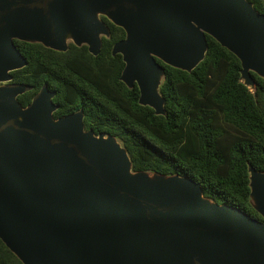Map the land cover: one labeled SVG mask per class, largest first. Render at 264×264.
I'll return each instance as SVG.
<instances>
[{
    "label": "water",
    "instance_id": "95a60500",
    "mask_svg": "<svg viewBox=\"0 0 264 264\" xmlns=\"http://www.w3.org/2000/svg\"><path fill=\"white\" fill-rule=\"evenodd\" d=\"M124 30L111 54L138 103L164 114V68L190 72L206 35L264 78V15L247 0H0V240L22 264H264V170L248 164L250 202L262 220L203 195L179 175L133 171L109 133L85 129L81 110L57 118L47 84L9 82L27 61L20 40L96 56L109 30Z\"/></svg>",
    "mask_w": 264,
    "mask_h": 264
},
{
    "label": "trees",
    "instance_id": "16d2710c",
    "mask_svg": "<svg viewBox=\"0 0 264 264\" xmlns=\"http://www.w3.org/2000/svg\"><path fill=\"white\" fill-rule=\"evenodd\" d=\"M264 15V0H247ZM101 19L110 35L94 56L86 45L56 51L13 40L26 65L11 71L13 82L31 89L18 95L25 106L45 83L55 90L57 118L81 110L85 129L109 133L126 149L133 171L179 175L199 182L203 195L262 220L250 202L247 167L264 170V78L251 72L250 91L239 79L240 61L206 35L204 58L190 72L157 60L164 68L159 93L164 114L138 103L136 85L120 79L124 63L111 54L124 30ZM0 264H22L0 240Z\"/></svg>",
    "mask_w": 264,
    "mask_h": 264
},
{
    "label": "flooded vegetation",
    "instance_id": "af4514ba",
    "mask_svg": "<svg viewBox=\"0 0 264 264\" xmlns=\"http://www.w3.org/2000/svg\"><path fill=\"white\" fill-rule=\"evenodd\" d=\"M105 23V22H104ZM106 24V23H105ZM107 25V24H106ZM107 27H108V25H107ZM108 30H109V35H110V29H109V27H108ZM102 37H104V36H101V39H102ZM120 40V39H119ZM69 43H72V42H68L67 43V47H68V45H69ZM73 44V43H72ZM74 45V44H73ZM76 46V45H75ZM79 47V46H78ZM87 47V46H86ZM10 82H13L12 80H10L9 82H7V83H10Z\"/></svg>",
    "mask_w": 264,
    "mask_h": 264
}]
</instances>
